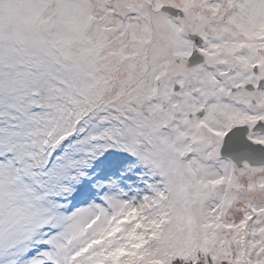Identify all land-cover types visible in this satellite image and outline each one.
I'll use <instances>...</instances> for the list:
<instances>
[{
    "label": "snow or ice",
    "instance_id": "6c2138e0",
    "mask_svg": "<svg viewBox=\"0 0 264 264\" xmlns=\"http://www.w3.org/2000/svg\"><path fill=\"white\" fill-rule=\"evenodd\" d=\"M0 264H264V0H0Z\"/></svg>",
    "mask_w": 264,
    "mask_h": 264
}]
</instances>
